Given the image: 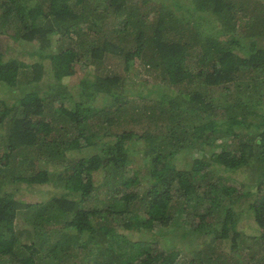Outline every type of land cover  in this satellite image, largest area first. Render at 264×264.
Instances as JSON below:
<instances>
[{"label": "trees", "instance_id": "16d2710c", "mask_svg": "<svg viewBox=\"0 0 264 264\" xmlns=\"http://www.w3.org/2000/svg\"><path fill=\"white\" fill-rule=\"evenodd\" d=\"M0 81V264H264V0H0Z\"/></svg>", "mask_w": 264, "mask_h": 264}, {"label": "rangeland", "instance_id": "374dc122", "mask_svg": "<svg viewBox=\"0 0 264 264\" xmlns=\"http://www.w3.org/2000/svg\"><path fill=\"white\" fill-rule=\"evenodd\" d=\"M39 47L37 42L29 43V42H17L16 43V52H15V57H18L22 60V67H26L30 61H33L37 59L38 62L44 63V61L50 62L48 58L43 57L46 55L48 50L43 51V52H38ZM14 54L13 52L8 51L7 55ZM37 54V55H36ZM11 55V57H12ZM44 76L46 80L49 82H54V72H53V67L50 64H46L44 66ZM139 67H142L139 65ZM92 67H79L77 74H75L72 77H66L63 79V82H68L69 84H75L76 82L79 81V79L83 76L84 73L89 71ZM143 69V68H141ZM149 78H151L148 75ZM145 76V70H143L142 73H140V76L138 79L136 78L135 80H144L148 78ZM131 83H127V87H130ZM12 88L8 87L4 82L0 81V99L1 100H7V101H12ZM242 93H239L238 96H241V99L243 101H247L250 97H248V94L246 93V88H242ZM103 97L105 95L100 96L97 98L96 105L97 106H102L103 103ZM3 131V130H2ZM0 163L2 164V161L0 159ZM3 165V164H2ZM134 167V165H133ZM242 179V175L239 176ZM103 178V175L101 173L96 174V179L100 180ZM143 181V177L141 178ZM8 184V185H7ZM6 185H4V188L12 192L14 196L17 198H20L22 200H27V201H38V200H44V201H49L50 198H52L55 195H58L59 193V188L53 187L49 184H39V183H32L30 184L27 181H22V182H9ZM9 186V187H8ZM242 206V204H241ZM188 222L184 223L183 226H189L191 224H196V217H191V215H188ZM24 222V221H23ZM240 227H242L244 230H246L248 233L256 234L259 233L260 229L256 225V223L253 221V219L249 218L248 215L244 217V219L241 220L240 222ZM181 225H177L175 223L169 224L166 227H161L159 226L156 230L150 231L146 233L148 237L151 238H158L162 239L163 237L165 240H161L162 244H166V246L170 245L171 243H174L173 245V252L174 250L176 251L177 255H179V263L181 261V264H187L189 259L191 258V255L193 253L194 248H201L203 246V241L205 237H198L194 239L188 240L187 243H183L184 241L180 237H174L175 235L179 234V229ZM209 236L207 237L206 240H209ZM160 247V245H159ZM182 250L183 252H180L179 250ZM191 254V255H190ZM250 264H259L258 261L255 259L254 262Z\"/></svg>", "mask_w": 264, "mask_h": 264}]
</instances>
